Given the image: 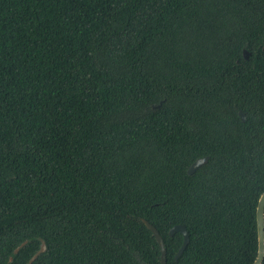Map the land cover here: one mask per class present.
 <instances>
[{"label":"trees","instance_id":"16d2710c","mask_svg":"<svg viewBox=\"0 0 264 264\" xmlns=\"http://www.w3.org/2000/svg\"><path fill=\"white\" fill-rule=\"evenodd\" d=\"M263 189L264 0H0V264H251Z\"/></svg>","mask_w":264,"mask_h":264},{"label":"water","instance_id":"95a60500","mask_svg":"<svg viewBox=\"0 0 264 264\" xmlns=\"http://www.w3.org/2000/svg\"><path fill=\"white\" fill-rule=\"evenodd\" d=\"M248 51L247 50H243V57L245 59L248 58ZM239 115L241 117V119H244V114L242 111H239ZM207 157H202V158H198L195 161H193L190 166L187 168V173L188 174H192L196 168H198L200 165H202L203 163H205ZM255 221H256V233H257V248H256V255L255 258L253 260V262L251 264H261L264 258V189L263 191L260 193L258 199H257V204H256V209H255ZM143 224L147 227V229H149L152 233V235L154 236L159 250H160V258H159V262L160 264H166V256H165V246H164V242L162 237L160 236V234L158 233V231L156 230V228L151 225L148 221L142 219ZM179 232L182 235V242L180 247L178 248L174 259H177L182 251L184 250L186 244L188 243V232L185 229V227L183 225L180 224H176L173 225L169 231H168V235L172 236L174 233ZM27 243V240L22 241L21 243H19L14 249H13V254H16L18 252V250L24 246ZM46 246H45V242L44 240L40 239V246L37 249V251L29 258V260L27 261L26 264H31L34 259L43 251H45ZM9 261L12 260V256L9 257L8 259Z\"/></svg>","mask_w":264,"mask_h":264}]
</instances>
